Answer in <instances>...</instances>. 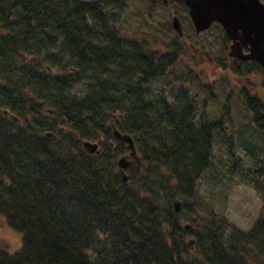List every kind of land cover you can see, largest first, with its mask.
Here are the masks:
<instances>
[{
    "label": "trees",
    "instance_id": "16d2710c",
    "mask_svg": "<svg viewBox=\"0 0 264 264\" xmlns=\"http://www.w3.org/2000/svg\"><path fill=\"white\" fill-rule=\"evenodd\" d=\"M126 1L0 0V222L20 238L12 252L0 243V264H264V213L225 241L223 216L180 224L183 209L198 211L196 181L221 127L195 115L185 88L152 86L182 49L118 36L111 10ZM229 68L258 72L264 87L254 62ZM243 103L264 134V105L245 93ZM112 124L136 149L126 181Z\"/></svg>",
    "mask_w": 264,
    "mask_h": 264
},
{
    "label": "rangeland",
    "instance_id": "374dc122",
    "mask_svg": "<svg viewBox=\"0 0 264 264\" xmlns=\"http://www.w3.org/2000/svg\"><path fill=\"white\" fill-rule=\"evenodd\" d=\"M111 11L114 19L109 26L118 36L152 41L160 50L173 43L181 46L171 73L152 86L157 89L167 82L163 88L167 92L185 88L193 98L195 115L201 112L208 120L219 122L221 127L212 136L210 164L196 181V195L191 203L198 211L183 209L180 224L193 228L213 213L227 221V227L222 229L223 241L230 235V229L248 232L260 213H264L261 198L264 175L255 173L264 158V134L251 123L243 93L257 97L264 105L262 75L254 71L232 73L230 64L227 68L229 44L220 27L212 24L197 34L182 9L173 10L172 5L167 8L158 0H127ZM172 16L180 22L181 37L170 26ZM80 91L79 86L71 90L76 95H80ZM113 165L117 170L115 162ZM255 181H259L258 188L253 185ZM177 200L179 212L181 200ZM0 243L9 252L20 244L19 235L1 222Z\"/></svg>",
    "mask_w": 264,
    "mask_h": 264
},
{
    "label": "water",
    "instance_id": "95a60500",
    "mask_svg": "<svg viewBox=\"0 0 264 264\" xmlns=\"http://www.w3.org/2000/svg\"><path fill=\"white\" fill-rule=\"evenodd\" d=\"M179 1V0H177ZM187 8L188 17L199 33L211 23H219L229 44L228 56L242 61H255L264 68V3L261 0H181ZM173 29L180 34V26L176 17L171 19ZM243 48L246 52H243ZM49 133H46L48 135ZM114 138L121 140L130 156L135 154V148L130 135L120 134L111 130ZM82 147L87 153L98 154L97 144L82 141ZM129 165L127 155L117 157L119 175L126 180L124 169ZM174 212L179 204L173 203ZM191 244V240L189 241Z\"/></svg>",
    "mask_w": 264,
    "mask_h": 264
},
{
    "label": "flooded vegetation",
    "instance_id": "af4514ba",
    "mask_svg": "<svg viewBox=\"0 0 264 264\" xmlns=\"http://www.w3.org/2000/svg\"><path fill=\"white\" fill-rule=\"evenodd\" d=\"M158 1H160V3L163 6H166L167 8L172 5L173 10L175 8V9H178V10L182 9L183 11H185L184 10V4L180 0L179 1H177V0H158Z\"/></svg>",
    "mask_w": 264,
    "mask_h": 264
}]
</instances>
